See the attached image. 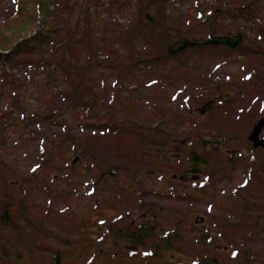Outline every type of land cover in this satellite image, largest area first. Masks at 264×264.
Returning <instances> with one entry per match:
<instances>
[{"label": "rangeland", "instance_id": "374dc122", "mask_svg": "<svg viewBox=\"0 0 264 264\" xmlns=\"http://www.w3.org/2000/svg\"><path fill=\"white\" fill-rule=\"evenodd\" d=\"M157 11L162 19L149 17ZM137 12L149 15L140 30H154L163 47L237 32L245 40L169 54L158 48L141 60L135 54L149 49L151 36L133 31L129 63L125 32L141 16ZM7 18L11 24L0 33V49L25 33V23L61 27L68 19L75 52L0 65V179L10 181L16 171L31 172L43 157L55 156L49 172L24 174L53 189H26L18 196L13 184L4 191L9 182L0 184L1 215L6 205L9 216L20 219L18 199L28 209L22 224L46 222L63 233L72 229L73 237L92 233L98 241L103 235L98 257L94 246L82 263L72 253L64 264H148L142 251L106 244V228L134 223L153 203L162 208L153 214L165 229L176 221L191 238L178 243L182 251L166 264H264V144L253 146L248 137L264 116V0H0V23ZM89 91L92 97L84 100ZM206 97L216 99L208 111L203 104L195 114L174 110ZM154 120L166 132L153 128L159 148L146 150L142 143L149 145L153 133L144 125ZM197 132L207 144L200 154L207 162L201 176L191 179L178 170L184 148L177 145ZM259 134L264 139V126ZM30 232L36 245L39 233ZM195 232L207 242L196 243ZM21 241L18 230L0 226V253L14 252L0 264L40 262L38 250Z\"/></svg>", "mask_w": 264, "mask_h": 264}, {"label": "trees", "instance_id": "16d2710c", "mask_svg": "<svg viewBox=\"0 0 264 264\" xmlns=\"http://www.w3.org/2000/svg\"><path fill=\"white\" fill-rule=\"evenodd\" d=\"M141 16H137L135 24L130 26L127 29L126 32V40L128 41V44L131 45V39L133 31L135 32H142L139 28V26L143 23V20L146 16V12H141ZM152 19H162L164 16H160L159 11H157L156 16H149ZM64 18V17H63ZM54 20L55 18H50V20ZM10 19H5L0 23V33L7 32L11 23H5L6 21H9ZM84 29L86 30L88 28V15L85 14L84 16ZM53 21V22H54ZM68 19L64 21L65 25L62 24L61 27H49L46 25L45 27H39L36 32L26 39L20 41L17 43L12 49L11 52L15 51L17 56L12 57L9 56L11 53H4L0 51V65L7 66L10 63H13L15 66L17 64L21 63H28L30 61H36L40 57H46L47 59H50L53 52H58L60 55L64 54V51H71L72 46L75 47V43L73 39L71 38V29L67 26ZM26 28L24 31H27L30 27V23H25ZM32 29V28H31ZM30 29V30H31ZM4 31V32H3ZM29 31V30H28ZM145 35L151 36L153 39V46L151 45L150 49L147 51H141L140 53L135 54V58L140 59V57H143L141 60L149 59V56L155 55L156 52L159 49H162V51H165L166 54H169L171 52H174L175 50L182 49L183 47H191L200 43H208L211 45H225L229 47H235L237 45H241L245 37L241 35L240 32H237L235 36H230L226 34H219L215 36H211L209 38L205 39H196L192 37L191 39L182 38V43L177 45L175 48H170L169 45L164 46L162 44V39L160 42L158 41V35L155 33L154 30H147L142 32ZM9 35L13 34L12 32L8 33ZM15 34V33H14ZM18 36H21L18 35ZM17 37V36H16ZM52 41V43L56 44V46H48V44ZM47 42V43H46ZM159 42V45L158 43ZM177 42V41H176ZM51 43V44H52ZM74 48H73V50ZM133 53L131 50L128 51V61L129 63L132 61ZM47 63H50L46 61ZM87 61H78L76 65V68L78 67L81 69L83 65ZM124 67V70H127V64ZM77 68V70H78ZM92 97V92L89 91L87 95L83 98L84 100L89 99ZM82 98V95L79 94V99ZM74 104V103H73ZM143 126V125H139ZM164 133V131H163ZM168 138H172V136H167ZM73 144L76 146H79V143L77 140H73ZM205 142L201 140L200 137H196L195 142H191L189 146L187 147V153H186V162L189 161L188 165L185 167V172H191V173H198L200 166L203 165V159L200 157V151L205 147ZM142 146L148 150L149 147L153 150H156L159 148V141L157 136H153L151 138V141L146 143H142ZM178 147V145H177ZM79 148H77L78 156L81 153V150L79 151ZM144 149V150H145ZM148 151H145L147 153ZM157 156L159 154L155 152ZM76 154V153H75ZM54 155H50L48 158L43 157L44 163L50 164L52 166L55 162ZM24 174H27L26 172H18L16 171L15 176L12 177V180L8 181L4 178L0 179V184H4L6 182H9V188H11V185L13 184L15 186V191L18 196V191H23L27 189V192L30 190H41L42 188L40 184L35 185L30 177H25ZM34 175L37 174V169L33 172ZM134 178L133 176H129L128 180L132 181ZM6 188L2 187V191H4ZM13 193V194H14ZM4 194V193H3ZM16 204L18 206L17 214L20 219H16L14 216H9L11 214V210H6L7 206L4 205L5 209L2 208V215L0 214V220L2 223L0 226H6L13 232L19 231L20 238L22 239L23 246L29 247V248H36L43 258L45 257L47 260H49L52 264H64L65 261L69 258V256L73 253L74 259L76 261H80V263L83 262V258L86 254L92 253V247L98 248V254L96 257L99 256L100 249L102 247L103 243V235L100 237V240L96 241L93 238L89 239H82L80 238L81 235H76L73 237L69 232L63 233L59 228L56 226H53L50 223H46L45 225L41 224H35V226H32V222H28V224H22L21 223V217L24 219H27L28 215V209L21 205V202L18 199H15ZM147 213H150L151 215L148 217L147 213L142 215V218L140 220L133 222H129L128 225H126L123 228H113L111 226H108L106 228L107 234H108V242L106 244H109L112 248L115 250L117 248L123 247V248H131L133 252L142 251L143 252V258L147 263H151L156 260H166V259H172V255L174 250V245L180 244L185 241L186 238L191 239L190 235L185 237L183 233L179 232L178 230V223L175 221L168 229L164 228L163 220L158 218L157 216L152 215L153 211H161V207L150 203L147 204ZM139 221V222H138ZM31 230H36L37 233H39L38 237L41 238L35 245V240L33 238H30ZM70 234V235H67ZM7 240H3L1 244L6 243ZM178 242V243H177ZM28 251V250H26ZM24 251V252H26ZM2 257H9L10 259L14 257V252H7L6 250L2 251L0 253ZM167 254V256H166Z\"/></svg>", "mask_w": 264, "mask_h": 264}, {"label": "water", "instance_id": "95a60500", "mask_svg": "<svg viewBox=\"0 0 264 264\" xmlns=\"http://www.w3.org/2000/svg\"><path fill=\"white\" fill-rule=\"evenodd\" d=\"M264 123V119L260 120L254 127L253 131L251 132L250 134V138L252 140H254V145H258V144H261L262 141L260 139H258L257 135H258V131L259 129L261 128V126L263 125Z\"/></svg>", "mask_w": 264, "mask_h": 264}]
</instances>
